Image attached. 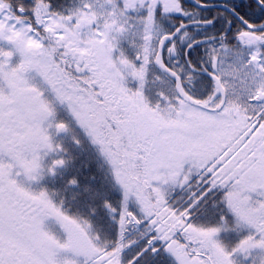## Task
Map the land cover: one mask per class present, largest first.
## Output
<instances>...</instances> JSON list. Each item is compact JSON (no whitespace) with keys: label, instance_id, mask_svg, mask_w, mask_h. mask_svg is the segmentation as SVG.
Here are the masks:
<instances>
[{"label":"snow or ice","instance_id":"6c2138e0","mask_svg":"<svg viewBox=\"0 0 264 264\" xmlns=\"http://www.w3.org/2000/svg\"><path fill=\"white\" fill-rule=\"evenodd\" d=\"M0 264H264V0H0Z\"/></svg>","mask_w":264,"mask_h":264}]
</instances>
